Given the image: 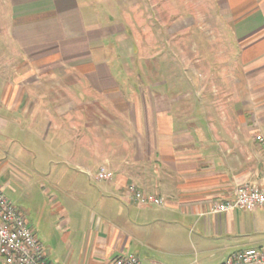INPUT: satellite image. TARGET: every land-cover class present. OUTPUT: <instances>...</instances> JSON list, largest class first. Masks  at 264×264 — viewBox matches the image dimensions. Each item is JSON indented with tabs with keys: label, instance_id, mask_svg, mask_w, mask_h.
Returning <instances> with one entry per match:
<instances>
[{
	"label": "crops",
	"instance_id": "crops-1",
	"mask_svg": "<svg viewBox=\"0 0 264 264\" xmlns=\"http://www.w3.org/2000/svg\"><path fill=\"white\" fill-rule=\"evenodd\" d=\"M90 4L0 0V184L19 196L46 260L112 264L133 253L143 264H199L190 259L198 248L221 264L235 250H264V207L209 213L263 165L264 0L221 1L236 78L231 95L213 99L192 97L183 72L132 83L146 72L126 66L125 44L133 57L138 47L117 23L85 12ZM39 150L59 160L44 170ZM102 165L110 180L95 178ZM131 184L163 204L138 205ZM155 223L193 226L195 241L172 246L169 263L140 254L141 244L153 250L143 231Z\"/></svg>",
	"mask_w": 264,
	"mask_h": 264
},
{
	"label": "rangeland",
	"instance_id": "rangeland-1",
	"mask_svg": "<svg viewBox=\"0 0 264 264\" xmlns=\"http://www.w3.org/2000/svg\"><path fill=\"white\" fill-rule=\"evenodd\" d=\"M86 1L91 4L85 12H90V15L95 13V16L99 14L110 23H117V28H124L127 36L132 38L134 45L138 47L139 52L137 51L133 57L131 56L133 42L129 40L125 44L129 54L128 60L125 58L126 66L146 72L140 78H129L132 83L148 84L157 80V77L170 82L176 80L183 72L189 78V91L194 98L213 99L215 95L216 97L231 95L229 83L232 77H235L231 69L236 63L233 57L235 48L232 47L230 25L224 18L220 6L223 0ZM46 138L45 142L48 143L50 134ZM41 147L45 149L43 144L39 148ZM41 151H37L34 156L35 161L39 166H43L44 170L49 159L59 160L53 152ZM21 170L26 171L23 168ZM78 170L75 167L73 169L80 176H84L78 173ZM11 199L14 205H20L19 196L14 199L11 195ZM186 227V230H179L168 224L151 225L148 229L150 232L146 229L143 231V238L154 245L153 250L146 246L142 247L145 244H141V247L138 246L139 253L149 252L158 261L169 263L173 257L165 253L169 252L172 246L184 245L187 249L189 242L195 241L196 230L193 226ZM198 250V248L190 250L192 261L199 264H217L219 261L215 257L205 259ZM180 259L179 262L171 263L184 264L189 256Z\"/></svg>",
	"mask_w": 264,
	"mask_h": 264
},
{
	"label": "built area",
	"instance_id": "built-area-1",
	"mask_svg": "<svg viewBox=\"0 0 264 264\" xmlns=\"http://www.w3.org/2000/svg\"><path fill=\"white\" fill-rule=\"evenodd\" d=\"M264 149V137L255 135ZM111 172L105 166H99L95 178L110 180ZM131 199L140 206H159L163 199L147 194L131 184L127 188ZM128 198L130 196L126 195ZM264 207V161L255 181L238 183L229 199L216 202L209 213H226L236 208L254 210ZM0 264H51L46 260L42 243L36 238L26 222L25 216L4 194L0 184ZM112 264H143L140 256L122 253L112 259ZM221 264H264V250L248 247L231 252Z\"/></svg>",
	"mask_w": 264,
	"mask_h": 264
}]
</instances>
